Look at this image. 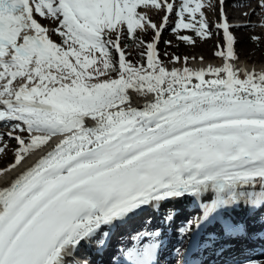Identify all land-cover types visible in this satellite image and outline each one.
I'll use <instances>...</instances> for the list:
<instances>
[{
    "label": "snow or ice",
    "instance_id": "6c2138e0",
    "mask_svg": "<svg viewBox=\"0 0 264 264\" xmlns=\"http://www.w3.org/2000/svg\"><path fill=\"white\" fill-rule=\"evenodd\" d=\"M218 2L223 65L192 68L184 57L169 69L158 52L169 17L180 41L195 43L183 29L207 39L205 0H0V124L11 123L18 145L0 176L44 153L0 187V264H80L82 242L99 237L101 252L112 229L189 197L203 215L181 232L215 222L247 234L229 214L264 209V70L237 67L234 25ZM140 8L164 11L163 23ZM149 30L146 42L138 33ZM7 147L0 134V154ZM157 247L125 255L154 264Z\"/></svg>",
    "mask_w": 264,
    "mask_h": 264
},
{
    "label": "bare ground",
    "instance_id": "6f19581e",
    "mask_svg": "<svg viewBox=\"0 0 264 264\" xmlns=\"http://www.w3.org/2000/svg\"><path fill=\"white\" fill-rule=\"evenodd\" d=\"M212 1V0H210ZM206 2V1H205ZM213 3V1H212ZM227 3V8H226V12L227 15L229 16L230 19H240L241 23H243V25L240 26V28H242L246 34L247 32H255L258 33L260 27H264V8L260 7L259 4V0H226ZM214 4V3H213ZM215 5V4H214ZM211 11L210 13H214V6L212 5V7H210ZM220 8V6H219ZM232 8V9H230ZM205 9V8H204ZM203 9V11H204ZM244 13H248V15H244ZM165 14V12H164ZM208 16V15H207ZM210 16V14H209ZM220 18V17H219ZM209 24L212 25V19L207 17ZM43 23V22H42ZM171 26L170 23H168L167 27ZM251 27V28H250ZM249 34V33H248ZM250 35V34H249ZM55 36V35H54ZM53 36V39L55 40ZM238 42V40L236 41ZM214 46L216 47V40L213 41ZM212 46V45H211ZM218 46V45H217ZM213 53H217L214 52ZM239 59L238 61H236L237 67L240 68H247L248 70H252L253 68H255L257 71L259 70H264V63L260 62V57L256 56V55H251L249 58H247L246 60H243V56L242 53H238L236 51ZM201 57H203V60H201ZM216 59V60H215ZM190 63L187 64V66L192 67V68H206L209 65L212 66H222L224 63L223 58L217 56L216 54H213L211 56H208V54H204V55H196L192 58L189 59ZM169 69L173 68V67H184L185 64H183V62L181 64H172V65H167ZM133 100H134V106H142L143 103V99L140 97H137L135 94H133ZM10 125V124H8ZM3 126V124H2ZM1 134V131H0ZM9 144H13V140L10 138L8 140ZM17 146V145H16ZM51 147V145H50ZM9 148V147H8ZM11 148V147H10ZM48 149H45V152ZM44 153L43 152H37L35 155H32L30 158L27 159L26 163L23 164L21 167H18L15 170H12L10 172H7L5 174H3L2 176H0V187L3 186H7L8 184L11 183V181L18 175L19 172H21L24 168L31 166L32 164H34L36 162V160L42 156ZM15 158V157H14ZM14 162V159L9 162L7 164V166L5 168H7L11 163ZM215 194H212V198H214ZM207 199V194H206V198ZM176 202H173L171 204H167V205H163V207L160 209L159 213H156L155 216H159V218L164 219V217L168 214L169 209L174 210V217H176L175 220L171 221L169 225H162L160 223H154V224H149L146 223L147 218H149L150 216H145L144 217V228L145 231H147V236H144L141 231V228L139 225H137V228H140L138 233V243L139 244V249L141 250V246L144 247L148 241H160V243H163L164 245L160 248V251L162 253V256L164 257L165 254H169L171 255L170 248L171 246H173L171 252L173 251V249L178 250L180 247V244L178 242L177 239H179V233H178V228H179V223H181V221H186L189 218V215H191L192 211H194V207L193 205H196V201L195 198H185L183 200L178 201L176 204H174ZM246 209L245 206H240L239 208H237L234 212L237 214H233V216L231 215V218L236 221L239 222L238 220V215L241 217V214L244 212V210ZM183 213V214H182ZM244 216V215H243ZM262 216L260 217H256L255 222H261L262 221ZM181 220V221H180ZM133 223V221H131ZM130 222V223H131ZM246 226V230H247V234L244 235L243 238V242H248V243H254V241H256L257 239H255L254 234L252 233V226H250L249 221L246 219V222L244 224ZM263 227L264 229V222H262V224L260 225ZM166 229V231H164L163 229ZM214 229H216L214 233V238L209 240L208 238H204V245L205 247L202 249V252L200 253V255L198 256V261L203 263V264H211V260L214 256H218V257H222V253L221 250L223 249L224 245H225V239H224V235L223 233L220 232L219 229H217V226L213 227ZM104 230H108V229H104ZM156 230H161L162 231V235L161 236H155L152 235V233H155ZM176 233V234H175ZM122 236V239H125V236L123 234H120V237ZM99 239V237L95 238L94 240ZM177 242V243H176ZM230 247L232 250H236L237 248V242L234 241H230ZM113 245L112 249L110 250V256L107 258L108 260L105 261V264H113L112 263V257H114L115 255H117V258H121L124 256V254L126 253H122L121 251V255L118 254L117 251V245L115 243H111ZM178 244V245H177ZM84 245V250L85 251H93V247L95 245H87V244H83ZM132 246H127L123 249L124 252H128L129 250H133ZM238 249V248H237ZM239 250V249H238ZM216 251H218V253H216ZM237 252V250H236ZM104 260H102L103 262ZM254 264H264V255H261L258 257V259L256 261H254ZM162 264V263H161Z\"/></svg>",
    "mask_w": 264,
    "mask_h": 264
},
{
    "label": "rangeland",
    "instance_id": "374dc122",
    "mask_svg": "<svg viewBox=\"0 0 264 264\" xmlns=\"http://www.w3.org/2000/svg\"><path fill=\"white\" fill-rule=\"evenodd\" d=\"M172 1V0H170ZM206 2V6L204 9V12L206 14V18L209 17L212 19V25H210V31L212 32V35L207 38V39H202L198 36H196V34L194 32H192L191 30L188 29H183L181 30V35H187L190 36L195 43L194 44H189L183 41H180L177 38V35L175 32H173V28L176 25V21H177V17L173 14L169 17V20L171 21V26L166 27L164 29V31L161 34V38H160V42L158 44V52L160 54V59L164 62V63H169V65H172L176 62L173 61V57L175 56H182L181 57V61H184V57H188V63H190L189 59L196 56V55H204V54H208V56H211L213 54L214 50L215 52L221 51L224 49V46L222 45V40H221V35H220V30L216 28V24L219 23V2L217 0H205ZM177 4L180 2V0H176ZM212 5L214 6V13H210V7H212ZM232 9V8H230ZM138 11L141 12H145L147 14V16L154 22L156 23L158 26L161 24V21L163 19L164 16V11H159L156 9H144V8H140L138 9ZM210 14V16H209ZM208 15V16H207ZM43 23H47V21H42ZM50 27H55V25H50ZM251 28V27H250ZM153 31L149 30L147 33H138L141 38L143 40H148L151 39V33ZM236 36H238V38H240L239 42L234 45L235 46V50L238 53H242L243 56V60H246L247 58H249L251 55H256L260 57V62L264 63V27H260L259 32L254 34V32H246L242 29V28H237V31H234ZM154 33V32H153ZM250 35H249V34ZM155 33L152 36V40L154 37ZM259 37V41H254L252 39V37ZM55 40L57 42H59V37L58 36H54ZM216 40V47L214 46L213 41ZM166 42H170V43H166ZM212 45V46H211ZM218 45V46H217ZM127 52H130L131 55L128 56V59L132 60L133 63H136L134 61V57L136 56V54L138 53V50L135 48H129L126 49ZM184 64V62H183ZM10 125H3L2 127H0L1 129H3L4 131L1 132V134H4V142L7 143L8 147L5 151V153L0 154V169L5 168L7 166V164L9 162H11L14 157L15 154H13V150L17 148V142L15 141V139H12L11 137H8L6 134L8 132H10L9 127ZM14 134H18V132H15ZM25 137H27V133H22ZM13 140V144H9L8 140L9 139ZM17 145V146H16ZM11 147V148H10Z\"/></svg>",
    "mask_w": 264,
    "mask_h": 264
},
{
    "label": "trees",
    "instance_id": "16d2710c",
    "mask_svg": "<svg viewBox=\"0 0 264 264\" xmlns=\"http://www.w3.org/2000/svg\"><path fill=\"white\" fill-rule=\"evenodd\" d=\"M153 33H151V36H152ZM127 43L131 44L132 42L130 40L126 41ZM146 42H151V39H148L146 40ZM131 48V47H130ZM132 48H135L137 49L134 45L132 46ZM138 50V53L136 54V56L134 57V61L137 63V62H140L141 61V56H140V51H142V49H137ZM127 52V50H126Z\"/></svg>",
    "mask_w": 264,
    "mask_h": 264
}]
</instances>
